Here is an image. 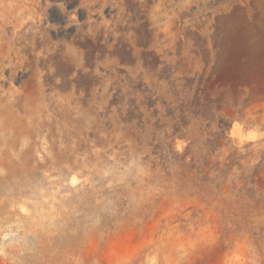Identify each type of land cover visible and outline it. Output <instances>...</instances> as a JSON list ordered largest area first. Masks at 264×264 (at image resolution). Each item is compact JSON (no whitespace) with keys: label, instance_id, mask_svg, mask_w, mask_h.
<instances>
[{"label":"rangeland","instance_id":"374dc122","mask_svg":"<svg viewBox=\"0 0 264 264\" xmlns=\"http://www.w3.org/2000/svg\"><path fill=\"white\" fill-rule=\"evenodd\" d=\"M264 264V0H0V264Z\"/></svg>","mask_w":264,"mask_h":264},{"label":"clouds","instance_id":"9594fccd","mask_svg":"<svg viewBox=\"0 0 264 264\" xmlns=\"http://www.w3.org/2000/svg\"><path fill=\"white\" fill-rule=\"evenodd\" d=\"M146 264H158V257L156 254H151L145 257Z\"/></svg>","mask_w":264,"mask_h":264}]
</instances>
